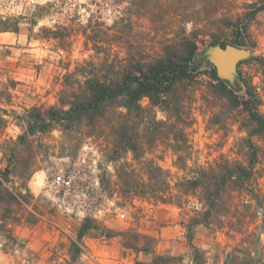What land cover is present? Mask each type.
Listing matches in <instances>:
<instances>
[{"label": "rangeland", "instance_id": "obj_1", "mask_svg": "<svg viewBox=\"0 0 264 264\" xmlns=\"http://www.w3.org/2000/svg\"><path fill=\"white\" fill-rule=\"evenodd\" d=\"M21 2L0 0V174L6 167L11 171L0 187V264H192L186 227L202 214L205 202L201 189L188 192L184 183L199 168H215L221 161L246 165L248 140L260 148L253 183L260 197L257 214L245 218L250 214L237 206L250 203V198L231 185L213 211L211 225L193 227L192 242L205 264H250V251L264 259V137L251 133L253 124L245 110L232 107L211 79L214 71L238 97L248 91L259 95L264 116V55L254 54L264 49V0H88L95 11L80 5L91 13L86 23H78L80 14L74 9L65 24L53 25L55 31L41 27L35 33L36 22L24 15L26 9L4 18L5 3ZM258 7L262 10L249 20ZM25 20L29 27L23 30L24 43H5V34L19 40L18 25ZM188 22L193 24L190 32L184 26ZM236 23H246L242 45L236 47L247 56L233 72L218 75L207 53L233 44L231 25ZM186 43L197 46L192 61L197 74L178 87V112L154 109L159 124L146 127L157 133H142L139 160L130 153L109 159V123L89 138L81 131L55 128L16 144L33 108L60 109L82 94L88 78H114L133 71L137 62L183 53ZM12 50L20 55L14 57ZM141 105L151 107L146 98ZM108 164L113 165L112 173ZM153 166L162 169V180L144 188L148 178L159 176L151 171ZM119 169L129 174L136 189L126 193L116 175ZM73 176L76 179L70 180ZM54 179L59 183L53 184ZM148 187L170 197L156 201ZM105 195L114 202L111 208ZM69 207L72 211L65 212ZM77 211L85 213L83 218ZM86 219L91 229L79 242Z\"/></svg>", "mask_w": 264, "mask_h": 264}, {"label": "trees", "instance_id": "obj_2", "mask_svg": "<svg viewBox=\"0 0 264 264\" xmlns=\"http://www.w3.org/2000/svg\"><path fill=\"white\" fill-rule=\"evenodd\" d=\"M219 1L222 0H209V3ZM261 10L262 7L255 8L249 20ZM231 30L234 36L232 45L241 46L243 41L239 39L244 38L246 23H243V25L239 23L232 24ZM196 51V44L186 43L183 53L165 56L151 62H137L133 67V71L119 74L114 78H88L82 94L80 96H72L69 102L62 105V108H50L46 111L33 108L28 116L30 121L25 124V132L18 138L16 144L24 145L28 136H33L36 133L51 132L55 128H60L64 133L81 131L83 138H89L103 130L105 123H109L108 126L112 137L111 157L109 159L112 162L117 161L121 158L122 153H130L134 160H139L143 150V144L141 143L142 133L149 129L155 135L157 133L156 129L146 127L148 123L152 125L159 124L156 121L154 109L159 108L166 112H178V87L192 81L197 74L196 69L192 67ZM211 79L216 83L215 89L217 92L232 107H242L245 110L253 124L251 133L258 137H264V116L259 111V106L261 105L259 95L248 91L246 96L238 97L217 78L214 71H211ZM145 98L149 100L151 107H143L141 105V101ZM142 126H145V128ZM247 149L246 165L227 160L221 161L215 168L208 170L199 168L196 172L194 171L193 177L184 183L188 188V192L189 190L201 189L204 192L203 200L205 202L202 214L192 218L186 227L188 233L187 242L192 251V264H205L201 252L192 242L193 227L201 225L209 227L211 225L213 211L220 205L224 194L227 193L231 185L250 198V203L242 201L237 206L248 211L250 215L245 218L250 219L258 212L255 206L259 204L258 198L260 197L255 193L253 183L255 166L260 159V148L248 140ZM151 168V171L157 175L159 174V176L152 179L148 178V184L142 183L144 188L147 187L146 185H153V183L159 182V179L160 181L162 180L164 174L162 169L158 166ZM26 170L25 178L27 179L32 174V165ZM116 173L117 177L124 181L128 190L126 193L136 189L134 188L135 183H131L132 181L128 177L129 174L127 175L120 169ZM10 174L9 167H6L3 173L0 174V187ZM151 190L153 192L151 193V198L156 201L166 202L167 197H170L169 193H163L164 191L162 190L156 192L153 189ZM142 196L145 198L147 194L143 193ZM176 204L179 206L180 203ZM260 206L264 207L263 203H260ZM90 229V221L86 219L78 232L79 242ZM74 247V252H78L76 244H73ZM255 255V252H248V262L250 264H264L261 254H259L257 259L254 258ZM159 260L161 259H156L155 262ZM226 264H228L227 261Z\"/></svg>", "mask_w": 264, "mask_h": 264}, {"label": "clouds", "instance_id": "obj_3", "mask_svg": "<svg viewBox=\"0 0 264 264\" xmlns=\"http://www.w3.org/2000/svg\"><path fill=\"white\" fill-rule=\"evenodd\" d=\"M81 4H87L89 8H91L93 11H95V6L92 5L91 3H88V0H27V2H24V0H22L21 3L19 4H15V3H5L4 4V18L7 19L8 16H13V15H20L21 14V9H26L27 11L24 13V15L28 18V19H34L36 22V26L35 28L32 29L33 33L37 32L41 27H46L51 29L52 31H55L56 29L53 27V25H57V24H65L67 22V18H70L73 10L76 9L79 14H80V20L78 21L79 24H84L87 22V16L90 15L91 13L84 11L83 9H81L80 5ZM49 6L47 8V10L45 12H41V14L37 17L34 16L33 13L39 12L40 9H44L45 6ZM63 5V6H62ZM49 21H51V23H49ZM111 21H109L110 23ZM19 28L22 30V35L19 38V40H15V39H10L9 36L7 34H5L4 36V42L5 43H24V36L27 35L26 30L29 27V24L27 23V20L21 22L19 25ZM185 28L190 32L193 28V24L192 22H188L185 25ZM35 45H33L34 47ZM13 51V56H18L20 55L19 52L12 50ZM257 56H261L264 55V49H262L261 51H258L256 53H254ZM160 119H163V117H159ZM59 163V162H56ZM66 163V162H65ZM93 165L96 163L95 160H93ZM107 167V171L109 173H112L113 171V165L108 164L106 165ZM49 173L52 172L51 169H48ZM92 172L95 174L96 169L93 167L92 168ZM41 177L43 176V173L39 174ZM57 175H59V173H57ZM76 179L75 176L71 177L70 180ZM81 179H88V177H81ZM112 179H115V177L113 176ZM92 182H93V186H95V176L92 177ZM59 181L58 180H53V184H58ZM49 188H52V185H49ZM44 196H48V192H45L43 194ZM106 204H107V208H111L113 205V201H108L106 195L103 197ZM49 199H51V197H49ZM77 200H80L81 197H77ZM107 208L105 209V211H107ZM65 212H71L72 208H65L64 209ZM117 212H120L121 210L117 209ZM126 214V213H125ZM77 215L81 218H83V216L85 215L84 212L82 211H77ZM97 216L99 215H103L102 212H98L96 213ZM84 259H87L86 257H84ZM187 264V262H186Z\"/></svg>", "mask_w": 264, "mask_h": 264}, {"label": "water", "instance_id": "obj_4", "mask_svg": "<svg viewBox=\"0 0 264 264\" xmlns=\"http://www.w3.org/2000/svg\"><path fill=\"white\" fill-rule=\"evenodd\" d=\"M207 55L216 67L218 75H224L227 72H233L237 63L246 58L247 52L242 48L227 45L224 48L213 47L209 49Z\"/></svg>", "mask_w": 264, "mask_h": 264}]
</instances>
